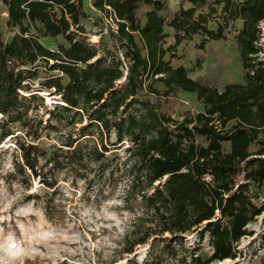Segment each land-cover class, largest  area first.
I'll use <instances>...</instances> for the list:
<instances>
[{
    "label": "trees",
    "instance_id": "trees-1",
    "mask_svg": "<svg viewBox=\"0 0 264 264\" xmlns=\"http://www.w3.org/2000/svg\"><path fill=\"white\" fill-rule=\"evenodd\" d=\"M85 1L0 0L8 9L7 23L19 28L5 42L0 25V146L7 138L17 137V172L25 179L39 178L55 194L58 182L50 175L56 169L68 166L83 176L81 171L94 162L105 173L111 150L104 137L115 133L111 145L121 147L129 142L126 198H141L140 220L148 225L125 252L132 254L136 246L151 240L142 264H164L183 250L188 252L184 237L197 232L199 241L209 237L213 253L203 256L195 247L189 251V260L182 258V264L236 259L241 239L253 235L248 224L264 214V201L257 204L253 194L264 186V59L259 44L264 0H184L191 5H181L169 23L160 14L163 4L159 0H93L96 9L114 16L112 34L123 55L105 46L103 38L95 44L80 37L86 33L81 25L87 17ZM141 5L151 7L145 23L137 13ZM205 6L209 12L201 11ZM219 7L214 29L208 24ZM239 19L243 27L236 40L245 83H229L220 90L192 78L183 65L172 66L165 59L168 52L197 34L206 37L201 48L206 41L226 39L231 22ZM167 25L175 31V44L169 46H165ZM32 27L40 34L31 32ZM59 36L68 44H59L56 50L40 40ZM105 53L108 62L101 58ZM42 68L58 74H49L34 91ZM44 90L61 101L50 110L52 120H70L72 125L87 121L79 128L83 140L66 142L67 150L48 151L16 135L19 129L38 138L43 128L51 127L32 113L38 101H44L40 94ZM178 90L195 93L205 110L182 120L172 117L164 100ZM224 143L230 144L228 151ZM252 145L259 149L251 151ZM167 233L171 236L168 259L159 254L157 245L159 235ZM176 242L178 246H173ZM262 242L264 247V237Z\"/></svg>",
    "mask_w": 264,
    "mask_h": 264
},
{
    "label": "rangeland",
    "instance_id": "rangeland-1",
    "mask_svg": "<svg viewBox=\"0 0 264 264\" xmlns=\"http://www.w3.org/2000/svg\"><path fill=\"white\" fill-rule=\"evenodd\" d=\"M159 1L163 4L160 14L167 23L181 5H191L184 0ZM93 2L85 1L87 17L81 19V25L86 33L80 37L95 44L103 38L105 46L116 54L123 55V49H118L119 43L112 34V30L116 28L114 16L110 12L99 11L93 6ZM150 9L147 5L139 7L137 13L142 23H145V13ZM201 11L209 12V7L205 6ZM220 13L221 7L213 14L214 19L209 22V27L217 29L215 20ZM7 21L8 9L0 3V25L5 42L11 41L19 32L18 27L10 26ZM242 27L241 19L231 22L226 31V39L206 41L203 48L201 44L206 37L202 34L194 35L192 40L186 39L175 50L168 52L165 59L172 66L183 65L192 78L220 90L229 83H245V70L236 40ZM260 28L262 33L259 44L263 48L260 56L264 59V21L260 23ZM165 31L168 34L165 46L175 44V31L168 25ZM31 32L40 34L36 27H32ZM136 38L141 45L138 35ZM40 40L53 50L59 44H68L63 36L41 37ZM107 56L105 53L101 58L108 62ZM49 74L58 72L49 73L45 68L41 69L34 91L41 88V82ZM64 81L67 82L66 77ZM123 82L124 80L121 83ZM156 86L163 90L162 83ZM40 94L44 101L39 100L38 108L32 113L43 119L44 126L51 127L43 128L38 138L27 136L26 132L18 129V140L38 144L48 151L58 147L67 150L64 147L66 142L82 141L79 128L87 121L72 125L70 120H64L63 123L52 120L50 110L61 102L60 98L51 95L48 90L41 91ZM164 107L168 114L179 120L205 110L204 104L195 93L184 90H178L164 100ZM261 135L264 136V129ZM16 140L17 137L7 138L0 146V264H127L129 261L142 264L147 260L151 240L149 244L136 246L132 254L125 252L148 226L143 225L140 220L143 216L141 198H126L130 186L128 170L131 160L126 151L129 142L126 141L121 147L113 146L111 143L116 141L115 133L108 138L104 137L105 144L111 150L107 153L105 173H102L99 163L94 162L89 164L87 171H81L83 176L76 175L68 166L54 170L50 176L57 179L59 187L52 194L53 190L47 188L39 178L25 179L17 172ZM224 148L228 151L230 144L224 143ZM258 149V145L251 146V151ZM114 154H118L120 158L113 159ZM118 163L119 170L116 169ZM111 169H114L113 175H110ZM253 194L254 201L261 204L264 201V186L254 189ZM247 229L253 235L241 239L238 244L240 252L236 259L215 261L211 264H264V214L249 223ZM170 237L168 233L158 237V251L165 258L170 253ZM255 237L261 238L259 245L253 250L245 249L244 244ZM183 244L189 251L197 247L198 254L203 256L213 253L209 237L199 241L197 232L187 234ZM173 246H178L177 242ZM189 251L183 250L178 257L169 259L164 264H182L181 260L185 256L190 259Z\"/></svg>",
    "mask_w": 264,
    "mask_h": 264
},
{
    "label": "bare ground",
    "instance_id": "bare-ground-1",
    "mask_svg": "<svg viewBox=\"0 0 264 264\" xmlns=\"http://www.w3.org/2000/svg\"><path fill=\"white\" fill-rule=\"evenodd\" d=\"M260 242H261V238L255 237L249 243L244 244V248L248 250H253L254 248L257 247V245H259Z\"/></svg>",
    "mask_w": 264,
    "mask_h": 264
}]
</instances>
